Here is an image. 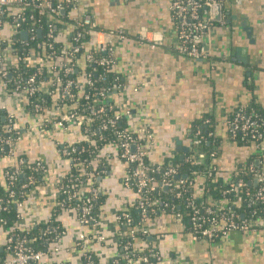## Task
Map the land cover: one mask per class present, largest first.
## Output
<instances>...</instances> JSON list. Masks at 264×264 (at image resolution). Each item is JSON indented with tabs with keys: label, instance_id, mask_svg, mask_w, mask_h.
<instances>
[{
	"label": "crops",
	"instance_id": "0c3cea01",
	"mask_svg": "<svg viewBox=\"0 0 264 264\" xmlns=\"http://www.w3.org/2000/svg\"><path fill=\"white\" fill-rule=\"evenodd\" d=\"M67 5L68 9L61 10L64 19L57 36L62 52L71 46L75 24L87 14L102 29L126 32V38L114 42V72L122 79V86L107 101L117 112L130 110L132 117H125L127 129L150 131L152 140L146 145L149 163L161 165L166 160L172 162L173 157L183 159L193 147L190 128L205 115L212 117L216 128L219 153L212 164L220 179H230L237 164L256 154L254 146H239L230 140L227 114L250 104L264 110V0L226 3L225 24L214 21L213 31L205 38L209 61L177 52L170 0H74ZM15 33L12 23L0 20V40L8 41ZM9 53L5 48L3 55L11 56L8 60L15 63L17 55ZM0 108L13 117L20 131L14 155L0 157V183L6 182L5 171L18 167L20 159L42 163L46 168L17 207L15 227L29 230L55 222L61 230L45 248L47 254L35 264H82V234L90 241L88 250L95 264H110L121 253L116 237L120 230L117 215L137 199L136 191L124 183L129 165L119 158L118 147L108 144L99 151L100 157L107 159L108 168L101 177L105 201L99 211L98 230L93 229L80 223L76 209H58L60 181L72 164L60 149L81 140L80 127H44V119L54 118L60 110L31 112L26 97L18 92L7 94L2 83ZM259 154L256 163L264 174V150ZM194 181L195 193L202 195L204 177L197 175ZM146 225L151 231L150 242L160 252L158 264H264L262 226L229 231L209 241L193 238L188 223L172 212L157 213L147 219ZM10 235V229L0 226V248L5 247ZM100 235L105 237L104 242L97 239ZM144 244L136 242L137 247Z\"/></svg>",
	"mask_w": 264,
	"mask_h": 264
},
{
	"label": "trees",
	"instance_id": "16d2710c",
	"mask_svg": "<svg viewBox=\"0 0 264 264\" xmlns=\"http://www.w3.org/2000/svg\"><path fill=\"white\" fill-rule=\"evenodd\" d=\"M53 2L58 3L60 1L53 0ZM63 8L66 10L69 8V5L64 4ZM206 11L207 8L203 7L199 11V15L201 17L204 16ZM16 13L17 12H13V10H5L4 14L0 15L1 23L8 22L13 24V15ZM24 15L27 20L17 27L14 36L8 39V41L0 40V67L2 70L8 71L6 77H1L0 74V84L2 83L4 91L9 95L16 92L15 80H19L24 85L29 76L35 75L39 90L35 92L34 95L26 98L27 108L31 112H35L34 107L36 103L42 104V111L52 108L56 110L59 109L60 113H65L85 109L90 105H94L95 102L100 99L105 100V111L97 115L95 120L89 125L79 126L82 138L79 142L72 145L75 146V151L70 155L72 159L71 169L60 181L59 197L57 200L58 209L74 208L77 210L78 214L83 206V202H88L91 205V215L94 219L90 221L87 226L98 230L99 211L105 201V196L101 187V177L108 168L107 159L101 158L99 151L105 145L114 144L116 142V131L127 129L126 119L122 117L117 120L113 126H109L106 129H100V127L105 120L113 117L117 112L115 107L113 109L109 108V105L112 104L110 102L107 103V99L114 91V86H122L123 81L116 72H114V66L107 67L104 64L100 65L94 63V61L87 62L84 56L88 53V50L84 49L72 55L67 54L70 52V49H68L66 53L62 52L63 45L58 41L57 37L58 27H60L61 21L64 19L61 12L58 15L52 16L48 11L42 12L32 5L24 11ZM30 28H35L34 35H30ZM50 28H52L53 31V38L48 37ZM26 31L28 33L24 37L22 32ZM74 33L75 29L72 35ZM31 36H34V39H31ZM49 43H51V47H49ZM71 45H75L72 41V36ZM5 48L10 50V55L15 54L19 57L15 63L8 60L11 56L7 57L3 55ZM89 52L97 59L106 56L105 53L97 51L96 49H91ZM46 60L51 62L49 64L56 68L54 74L61 79L59 82L54 81L52 95L46 91V85H49L48 81L55 76L52 74L51 70H48L49 67L45 64L48 63ZM69 67L73 70L67 73L66 69ZM50 74H52V77ZM82 75H90L92 85L83 83ZM102 76H105L104 80L101 79ZM68 81L74 82L73 86L69 88L71 93L74 94L73 99L62 94ZM100 91H103L102 95H105V98H102L103 96L99 94ZM86 93L89 94V99H85L84 96ZM240 115L244 118L250 117L255 120L260 125L259 130L264 134L263 109L255 104L237 107L228 112L227 124L229 125V121H232L235 117ZM213 124L214 121L209 115H205L201 117L199 121H195L190 128L189 136L194 140V136L198 133L197 137L200 140L199 143L195 144L193 142V147H191L189 152L185 153L183 159L173 157L172 162L166 160L161 165H157L161 167V170L154 175L155 183H157L156 189L149 194L144 196L141 195L140 198L138 196L127 209L119 213V215H121V213L127 212L128 219L121 216L119 222L120 230L116 233L118 240L117 244L121 253L120 256L114 258L110 264H114V262L115 264H127L122 258L124 245H128L131 251L140 250L141 253L137 252V257L145 254L148 256L149 260L154 263L157 261V256L160 255L158 249L148 240V236L143 235L141 231L136 233V242L145 243L142 245L143 247H137L136 242L127 234L128 227H135L143 220L142 210L138 204L139 200H143L145 204L146 202L149 203L147 206L145 205L147 218L160 212L180 214L183 216V220L188 223L190 232L193 231L192 222H190V216L188 215L193 208V205H190L191 200H194L195 205L202 204L201 202L203 201L205 204L211 203L212 200L210 201L208 198L217 200L218 202L220 201V203L224 202L222 204H224L225 210L223 211L225 212V216L229 217L230 215H234L233 219L236 222L264 218V199L261 200L255 196L261 186L260 184L257 185L252 182L254 181V175L248 171L249 167L252 165L260 169V167L257 166L256 160L261 154L256 151V154L251 155L242 163L237 164L233 173L234 176L230 179H220L219 171L215 168V165L212 164V159L219 153L218 139L215 137L216 128ZM10 125L13 126L14 121L10 122L6 111L0 108V139L7 136L5 128ZM92 132L95 133L94 136ZM228 133L233 143L239 146H253L250 133L245 134L238 132L236 137H231L230 132ZM258 142H261V140ZM197 150H201V152L206 155L205 163H202L200 160L198 161L199 155L197 154ZM7 151L8 150L5 147L2 148L0 144V157L5 156ZM120 152L121 149L118 147V154ZM16 168L17 166L9 167L5 171L6 182L0 183V226L10 229L12 235L11 245H14L16 239H20L25 240L28 245L36 250H45L50 242L59 237L61 232L60 227L54 222V224L48 223V226L41 225L35 229H18L15 227V224L19 219V213L17 210L18 208L14 207V204H21L24 202L26 195L31 191L40 177H42V173L40 170H36L35 163L27 161L24 165H21L24 177L15 176L13 174ZM170 168L175 171L173 175L169 176L170 180L173 182L184 180L183 185L175 188L176 192H180L179 197L175 195V191L162 189L159 186V183L163 180V171ZM129 169L132 170L133 166L129 165ZM84 170L85 173L83 172ZM7 172H9V177L6 176ZM197 175L204 177L203 194L199 196H197L193 188L194 180ZM29 176L31 179L28 178ZM238 180H242L245 183L244 187L230 191L235 188ZM75 183L85 184V186L76 189L74 187ZM91 186L96 187L97 192L95 194L91 193L89 189ZM131 187L136 190L135 187ZM67 189L69 190L65 192ZM10 190H14V196L12 197L14 201L12 202L11 200L12 204H7L5 201L9 196ZM73 190H77V194L75 197L71 198L69 192ZM215 216H218V214L208 215L209 218ZM125 225H128V227ZM221 237L222 233H218L213 241ZM5 248H7L6 245L4 248H0L1 259L6 258L8 253L11 252L10 250L6 252ZM95 263L96 261L93 258V253L89 250H84L82 254V264ZM131 264L146 263L138 261Z\"/></svg>",
	"mask_w": 264,
	"mask_h": 264
},
{
	"label": "built area",
	"instance_id": "2783aa9c",
	"mask_svg": "<svg viewBox=\"0 0 264 264\" xmlns=\"http://www.w3.org/2000/svg\"><path fill=\"white\" fill-rule=\"evenodd\" d=\"M229 0H170V10L172 12L173 19L176 25V50L180 55L188 57L194 60H202L209 61L210 53L209 48L206 45L205 38L206 36L213 31L214 29V19L210 12L212 6L219 4L222 7V12L220 16L219 23L222 25L226 22V15L224 14V6ZM238 2V1H237ZM74 0H64V3L58 2L54 3L53 0H0V15H3L5 10H13V12H17L13 15V24L15 31L17 27L21 25V23L27 20L24 15V11L34 5L39 10L48 11L50 15H58L64 7V4H73ZM206 7L207 11L204 16L199 15V11ZM32 18V17H30ZM75 33L72 35V41L75 45H71L68 49L70 52L68 55H72L78 51L88 50V53L84 56L85 60L88 62L94 61V63L104 64L107 67L114 66L115 64V40H122L126 38V32L123 29L114 30H105L98 26L94 18L87 14L84 15L81 20H79L75 24ZM28 33L27 31L25 32ZM30 35H34L35 28L29 29ZM48 37L53 38L52 28L49 29ZM31 39H34V36H31ZM12 41V40H11ZM13 42V41H12ZM154 47V45H151ZM49 47H51V43H49ZM68 49H65L63 52L66 53ZM96 49L97 51L103 52L106 54L105 57L101 59L94 58L93 54L89 52V50ZM18 57V56H17ZM19 58V57H18ZM47 61V60H46ZM45 61V62H46ZM48 62V61H47ZM49 67V71L51 70L52 74L55 76L54 78H50L49 85H46V91L53 94L52 86L55 82L61 81V79L54 74L56 70L55 67L50 65L49 63H45ZM61 65V64H60ZM73 69L71 67L66 69V72H72ZM1 77H6L8 74L7 70H2L0 67ZM52 74L50 76L52 77ZM83 83H87L88 85H92L90 80V75H82ZM102 80L105 79V76L101 77ZM15 89L16 92L20 93L24 97L28 98L29 96L34 95L35 92L39 90L37 79L35 75H31L26 79L25 84L19 80H15ZM74 82L68 81L62 91L64 96L70 97V99L74 98V94L69 90L70 86H73ZM6 85V84H4ZM120 85H115L114 90H119ZM103 91H100L99 94L102 95ZM96 94V93H95ZM85 99H89V94L86 93L84 96ZM105 98V95L102 97ZM108 103V101H107ZM110 109L114 107L109 105ZM106 109L105 100L100 99L97 100L94 105H90L89 107L74 111V112H65L58 113L54 118L44 119V127L49 125H58L61 128H67L70 124L82 126L89 125L95 120V117ZM35 112L39 113L42 111V104L36 103L34 107ZM59 110V109H58ZM57 110V111H58ZM8 120L13 122V117L11 115H7ZM122 117H132L130 110H125L124 112H116L113 117L105 120L100 127V129H106L109 126H113L117 120ZM259 124L251 119L250 117L244 118L242 115L235 117L232 121H229V132L231 137H236L238 132L242 133H250L254 148L260 153V151L264 150L263 142H264V134L261 130H259ZM5 132L7 134L6 137L0 139V144L2 148H6L8 151L5 156H13L14 155V147L16 142L20 139V131L13 125H10L5 128ZM94 136L95 133L92 132ZM198 133L194 136L193 142L195 144L199 143V138L197 137ZM116 142L114 145L121 149V152L118 154L119 158L128 165H132L133 169H128L126 176L124 178V183L128 187H135V191L137 197L139 198L146 194L151 193L156 189L157 183H155L154 175L161 170L160 166L153 165L148 162V151L146 145L151 143L152 135L149 130L140 129L137 131H132L130 129L118 130L115 132ZM261 142H258L260 141ZM60 151L66 155H71L72 152L75 151V146H63ZM198 151V161L200 160L202 163L205 162L206 155ZM213 155V154H212ZM25 161L20 159L18 161V167L14 171L15 176H22L24 174L21 165H24ZM36 170H40L41 172H45L46 168L42 163H36ZM254 175V181L256 184H260V188L255 196L259 199H264V174L261 169L256 168L255 166H250L248 169ZM85 173V170L83 171ZM163 180L159 183V186L162 189H168L171 191H175V195L177 197L180 196V192H176L177 187L184 184V180H178L177 182H173L169 179V176L173 175L175 171L173 169H166L163 171ZM6 176L9 177V172L6 173ZM31 179V177H28ZM244 182L242 180H238L236 182L235 188L230 191L237 190L239 188L244 187ZM85 184H74L76 189L84 187ZM91 193L95 194L97 192L96 187H89ZM69 189L65 190L68 191ZM77 194V190H73L69 192V196L71 198L75 197ZM14 196V190H10L9 196L6 199L7 204H12L14 201L12 197ZM11 198V199H10ZM69 198V199H71ZM12 200V202H11ZM207 202V200H206ZM202 204L195 205L194 200L190 201V205H193L191 209V213H188L190 216V222H192L193 231L191 235L193 238H203L209 241H213L214 238L218 235V233H222V236L229 231L240 230L246 231L249 229H257L258 227H264V218L257 220H248L236 222L233 219L234 215L225 216L224 205L220 203V201L214 202H201ZM139 206L142 210V222L138 223L135 227H128L127 234L136 242V233L141 231L143 235L150 237V229L147 227V214L145 205L147 206L149 203L139 200ZM18 207L20 204H14ZM1 206V205H0ZM218 214V216L209 218L208 215ZM121 216L123 218L128 219V213L123 212L121 215H117V221L120 222ZM177 216L183 219V216L178 214ZM79 221L82 225H88L90 221L94 218L91 215V205L88 202H83V206L80 209V213L78 214ZM123 226V224H122ZM99 241H104L103 236H99L97 238ZM12 243V235L8 236L6 240L5 248L6 252L9 250L11 252L10 256L1 259L0 264H35L40 261L46 254V250H36L32 248L30 245L26 243L25 240L16 239L14 245ZM90 245V241L85 235H81V239L79 242V246L82 250H88V246ZM58 250V248H57ZM138 251H131L128 245H124L122 258L127 262V264L136 263L138 261L145 262L146 264H158L161 261V256H157L156 263L149 260L148 256L142 254L140 256H136ZM137 258V259H136ZM115 264V262H114ZM173 264H185V263H173Z\"/></svg>",
	"mask_w": 264,
	"mask_h": 264
},
{
	"label": "water",
	"instance_id": "95a60500",
	"mask_svg": "<svg viewBox=\"0 0 264 264\" xmlns=\"http://www.w3.org/2000/svg\"><path fill=\"white\" fill-rule=\"evenodd\" d=\"M210 12H211V14L213 16V19L215 21L216 20L219 21L220 20V16H221V12H222V7L219 4L214 5V6L211 7ZM21 177H24V175H22ZM252 182L254 184H256V181H252ZM252 182H250V183H252ZM14 207L17 208L15 205H14ZM151 239H152V237H148V240H151Z\"/></svg>",
	"mask_w": 264,
	"mask_h": 264
}]
</instances>
